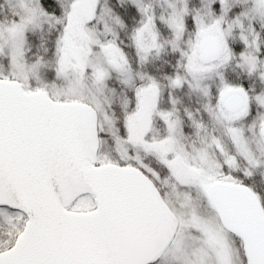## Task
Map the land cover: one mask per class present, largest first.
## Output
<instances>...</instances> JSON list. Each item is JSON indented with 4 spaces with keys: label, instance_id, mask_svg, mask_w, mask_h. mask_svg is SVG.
<instances>
[{
    "label": "snow or ice",
    "instance_id": "obj_1",
    "mask_svg": "<svg viewBox=\"0 0 264 264\" xmlns=\"http://www.w3.org/2000/svg\"><path fill=\"white\" fill-rule=\"evenodd\" d=\"M0 264H264V0H0Z\"/></svg>",
    "mask_w": 264,
    "mask_h": 264
}]
</instances>
